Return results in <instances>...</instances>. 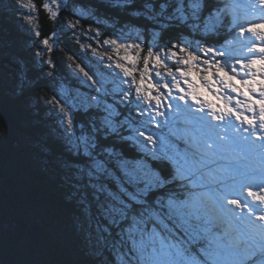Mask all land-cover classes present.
<instances>
[{
	"label": "trees",
	"instance_id": "trees-1",
	"mask_svg": "<svg viewBox=\"0 0 264 264\" xmlns=\"http://www.w3.org/2000/svg\"><path fill=\"white\" fill-rule=\"evenodd\" d=\"M194 2L198 22L179 14ZM233 26L225 0H0V264H161L142 243L160 248L154 228L177 229L180 214L192 223L179 237L208 245L218 225L194 209L177 219L170 203L189 195L203 150L174 135L188 118H154L138 78L123 83L111 65L120 38L220 49L246 27Z\"/></svg>",
	"mask_w": 264,
	"mask_h": 264
},
{
	"label": "rangeland",
	"instance_id": "rangeland-1",
	"mask_svg": "<svg viewBox=\"0 0 264 264\" xmlns=\"http://www.w3.org/2000/svg\"><path fill=\"white\" fill-rule=\"evenodd\" d=\"M241 1L238 4L236 0H230L229 7L250 19L245 30L236 32L237 39L228 45L229 52L225 51L227 47L218 49L200 40H189L173 49L161 45L159 38L144 44L136 38H120L117 44L122 52L121 62L117 61L111 67H119L115 74L123 83L127 78H138L139 98L151 106L154 118L166 114L167 107V114L171 117L179 112L185 116H198V121L205 123L197 126L193 121H183L184 126L190 128L181 134L183 138L190 135L194 142L199 140L206 144L209 153L222 159L215 170L205 169L208 177L213 178L216 196L210 191L205 195L218 207L222 206L221 200H226L224 202L236 215L228 214L232 220L231 230L249 246L245 247L243 254L234 250L226 253L223 264H264V260H258L259 254H264V159L260 158L261 147H258L264 142V0ZM199 4L189 3V8L182 5L180 16L188 20V10H191L198 22L202 11ZM50 5L51 12L62 9L58 4ZM75 12L79 17L91 16L83 10ZM214 21L220 22L217 16L210 18L209 22ZM31 22L27 17L26 24ZM132 33L131 30L126 32L128 36H133ZM49 41L50 49H55V39ZM113 45L107 43L105 50L117 54ZM101 51L98 50L97 56L104 60ZM117 90L121 91V88ZM178 132L175 135H180ZM190 137L186 140L189 141ZM257 141L258 145L254 143ZM13 171L20 172L19 169ZM182 202L179 206L175 201L170 202L177 219L181 208L190 209L185 201ZM223 212L226 213V209L223 208ZM189 215L180 214L178 220L181 224L177 229L168 224H164L165 232L154 228L153 237L160 248L155 247L150 237L142 243L144 250L153 251L152 260L161 264H190L185 257L192 251L191 241L179 237L183 220L187 225L192 223ZM171 232H177V239L174 234L170 235ZM213 242L221 248L219 239L214 238ZM42 256H38L40 262L44 260ZM191 264L195 263L191 261Z\"/></svg>",
	"mask_w": 264,
	"mask_h": 264
},
{
	"label": "bare ground",
	"instance_id": "bare-ground-1",
	"mask_svg": "<svg viewBox=\"0 0 264 264\" xmlns=\"http://www.w3.org/2000/svg\"><path fill=\"white\" fill-rule=\"evenodd\" d=\"M234 43V42H233ZM172 131V130H171ZM172 134V133H171ZM248 138V137H247ZM186 139V138H185ZM190 141V140H189ZM201 149V148H200ZM203 151V150H202ZM257 151V150H256ZM254 154V153H253ZM261 154V153H260ZM197 158V157H196ZM249 160V159H248ZM186 171V170H185ZM185 173V172H184ZM185 174H187V172L185 173ZM188 175V174H187ZM194 184H195V182H194ZM237 253V252H236ZM237 256H238V254H237ZM240 258H241V255H240Z\"/></svg>",
	"mask_w": 264,
	"mask_h": 264
}]
</instances>
